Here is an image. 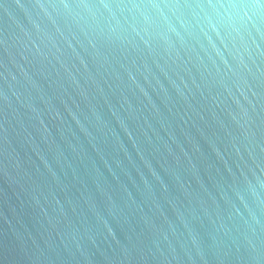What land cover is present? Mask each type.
<instances>
[{"label":"water","instance_id":"1","mask_svg":"<svg viewBox=\"0 0 264 264\" xmlns=\"http://www.w3.org/2000/svg\"><path fill=\"white\" fill-rule=\"evenodd\" d=\"M0 264H264V3L0 0Z\"/></svg>","mask_w":264,"mask_h":264},{"label":"clouds","instance_id":"2","mask_svg":"<svg viewBox=\"0 0 264 264\" xmlns=\"http://www.w3.org/2000/svg\"><path fill=\"white\" fill-rule=\"evenodd\" d=\"M261 3H264V0H261ZM208 6L209 7L215 6V7H219V8H225V7H227V8H233V9H235L237 7H240V8L245 7V5H237V4H229L227 6H225V5H212V4H209ZM105 7H107V5H105ZM133 7L139 8V7H142V5H140V6L134 5ZM150 7H158V5L152 4V5H150ZM251 7L259 8L260 7V4H253V5H251ZM243 15L246 17L247 13H244Z\"/></svg>","mask_w":264,"mask_h":264}]
</instances>
